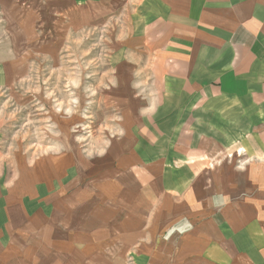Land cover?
<instances>
[{"label":"crops","instance_id":"obj_1","mask_svg":"<svg viewBox=\"0 0 264 264\" xmlns=\"http://www.w3.org/2000/svg\"><path fill=\"white\" fill-rule=\"evenodd\" d=\"M121 2L155 100L87 167L2 171L0 129V264H264V0Z\"/></svg>","mask_w":264,"mask_h":264},{"label":"rangeland","instance_id":"obj_2","mask_svg":"<svg viewBox=\"0 0 264 264\" xmlns=\"http://www.w3.org/2000/svg\"><path fill=\"white\" fill-rule=\"evenodd\" d=\"M126 8L121 0H0L2 171L20 174L62 153L87 167L151 108L154 73Z\"/></svg>","mask_w":264,"mask_h":264}]
</instances>
